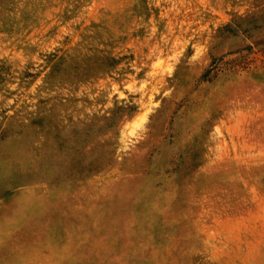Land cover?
Listing matches in <instances>:
<instances>
[{"label":"rangeland","instance_id":"374dc122","mask_svg":"<svg viewBox=\"0 0 264 264\" xmlns=\"http://www.w3.org/2000/svg\"><path fill=\"white\" fill-rule=\"evenodd\" d=\"M0 264H264V0H0Z\"/></svg>","mask_w":264,"mask_h":264}]
</instances>
